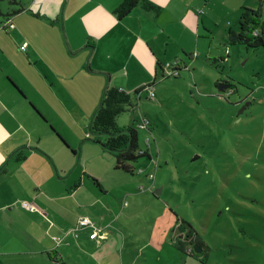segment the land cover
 I'll list each match as a JSON object with an SVG mask.
<instances>
[{
    "label": "rangeland",
    "instance_id": "1",
    "mask_svg": "<svg viewBox=\"0 0 264 264\" xmlns=\"http://www.w3.org/2000/svg\"><path fill=\"white\" fill-rule=\"evenodd\" d=\"M21 1L30 4L33 12L42 5L51 10L58 7V19L64 17L68 28L72 25L74 29L81 22L72 12L89 9L98 2ZM154 3L162 7L157 17L153 12L138 11L125 21L139 30L143 25L149 33L154 29L159 32L151 41L158 50L151 57L158 70L155 84L138 95L135 109L118 118L120 128L137 131L138 149L145 150L147 141L152 154V160L140 157L133 162L134 174L122 180L123 191L130 196L116 204L125 217L131 212L139 216L135 230L128 231L125 264H264V46L251 49L226 42L228 31L236 26L244 8H255L256 0ZM10 7L18 6L0 0L2 10ZM39 19L36 22L46 25L41 27L44 34L38 42L46 41L51 31H59L66 45L61 23L53 18L48 22ZM161 37H168L170 43L166 55ZM143 47L150 55L145 42ZM181 49L189 55L182 54ZM178 59L188 69L180 67L183 70L176 73V78L169 77L167 64ZM32 69L42 78L40 84L52 91L45 73L37 66ZM136 71L128 75L130 79L118 75L112 82L138 81L143 82L139 86H145L153 81V73L149 83H144L148 77L139 66ZM104 77L111 84L107 75ZM129 92L136 98L134 89ZM29 104L33 116L54 134L47 119L38 118ZM142 117L149 120L148 127L141 125ZM138 169L143 172L138 173ZM151 185H157V193ZM134 195H138V202L130 201ZM181 220L192 226L202 242V262L190 257L186 247L183 251L172 246Z\"/></svg>",
    "mask_w": 264,
    "mask_h": 264
},
{
    "label": "crops",
    "instance_id": "2",
    "mask_svg": "<svg viewBox=\"0 0 264 264\" xmlns=\"http://www.w3.org/2000/svg\"><path fill=\"white\" fill-rule=\"evenodd\" d=\"M121 1L98 0L94 7L73 11L71 15L81 22L75 29L72 25L68 28L64 17L58 19V7L51 10L42 5L33 12L26 2L28 8L10 18L14 28L5 33L0 29V264L126 263L128 231L135 230L139 216L131 212L125 217L119 211L116 204L130 196L123 191L125 179L115 173L114 162L101 145L86 136L92 113L106 87L130 93V89L143 85L138 81L112 82L114 76L130 79L128 75L137 72L139 66L148 77L144 83H149L153 73L150 84H155L158 70L151 57L158 50L151 41L159 32L154 29L149 33L143 25L139 27L143 30H139L125 23L138 11L152 12L137 6L126 18L118 21L115 17L117 23H113L110 14L114 16ZM61 12L64 16L66 8ZM30 16L46 18V22L53 18L61 23L66 45L59 31H51L46 41L38 42L37 38L44 34L41 27L46 23L36 22ZM161 38L166 55L170 43L166 41L168 37ZM24 43L25 52L20 49ZM181 53L189 55L183 49ZM32 66L45 73L52 91L40 84L42 78ZM104 75L111 84L109 80L106 83ZM29 103L45 116L47 125L74 153L65 149L48 127L33 116L27 108ZM98 140L104 142L105 137ZM19 153H23L24 160H16ZM150 189L158 188L151 185ZM130 201L138 202V195ZM24 202L32 209L23 207ZM83 216L93 221L100 234L106 233L105 237L90 240L91 229L73 232Z\"/></svg>",
    "mask_w": 264,
    "mask_h": 264
},
{
    "label": "trees",
    "instance_id": "3",
    "mask_svg": "<svg viewBox=\"0 0 264 264\" xmlns=\"http://www.w3.org/2000/svg\"><path fill=\"white\" fill-rule=\"evenodd\" d=\"M7 1L10 5H17L18 7H10L6 10H2L0 8V17H2L3 23H11V17L28 8V4L21 0ZM263 5L264 0H257L255 8H244L241 16L236 22L235 28L228 31L226 41L227 45L233 46L240 44L251 49L264 46V22H262ZM137 6L146 12H153L156 15L161 12V8L149 0H122L114 9L113 14L119 21L129 16L133 9ZM0 29L7 31L6 27H0ZM180 67L188 69L185 64L176 60L175 64L170 66L171 74L169 77L176 78V75H178L176 73L183 70L180 69ZM8 82L22 97H24L12 81L8 80ZM151 88L152 84L135 89L133 94L136 98H133L130 93H126L119 88L112 86L106 87L101 96V101L97 109L92 114L89 122L88 134L90 136L88 138L92 137L93 141L101 145L107 155L112 158L115 173L122 175L127 179L128 176L133 175L135 172L133 162L138 160L140 157L152 160V154L149 151V144L147 141V143L145 142V150L138 149L137 131L131 128H120L118 126V118L125 111L135 109L138 105V100L140 99L138 95L142 91ZM29 106L38 118L44 119V117L35 109L33 105L29 104ZM149 125L150 122L147 126ZM51 130L54 132V135L58 136L59 143H61L62 146L68 150L69 147L66 142L54 131L53 128H51ZM100 136L105 137L104 142H100L98 140V137ZM69 151L74 153L70 149ZM24 158L23 153H19L16 156L17 161H22ZM92 182L97 185L95 179H92ZM176 232V235L173 237L172 246L183 251L184 247H186L185 251L190 257H194L202 262L203 260L201 259V256L205 252L204 246L197 237V233L192 226L181 220V225H177ZM196 250L198 252H196Z\"/></svg>",
    "mask_w": 264,
    "mask_h": 264
},
{
    "label": "built area",
    "instance_id": "4",
    "mask_svg": "<svg viewBox=\"0 0 264 264\" xmlns=\"http://www.w3.org/2000/svg\"><path fill=\"white\" fill-rule=\"evenodd\" d=\"M0 27H6V29L7 30H10V29H13L14 28V26H13V24H11V23H9V22H7V23H3V24H0ZM20 49H21V51H26V49H27V45H26V43H24V44H22L21 46H20ZM176 61V60H175ZM175 61H174V63H172V64H167V69H168V73H169V75L168 76H170V74H171V72H170V66L171 65H173V64H175ZM150 96H151V98H153L154 97V94L152 93V92H150ZM142 121H141V125L143 126V127H148L147 125H148V120L147 119H145V118H142L141 119ZM87 138L90 136L88 133H87ZM138 173H142L143 172V169H138V171H137ZM148 177H149V179H153L154 177H152V175H148ZM22 205H23V207H25V208H27V209H32V207L29 205V203H22ZM126 205V203H123V206H125ZM77 229H91V232L89 233V235H88V238L90 239V240H97V239H99V238H104L105 237V235H106V233H99V230L96 228V226L94 225V223H93V221L89 218V217H87V216H83V217H80L79 218V220H78V222H77V225H76V228L75 229H73V232L74 231H76ZM74 235H75V237H76V234L75 233H73ZM55 241H59V239L58 238H53Z\"/></svg>",
    "mask_w": 264,
    "mask_h": 264
},
{
    "label": "water",
    "instance_id": "5",
    "mask_svg": "<svg viewBox=\"0 0 264 264\" xmlns=\"http://www.w3.org/2000/svg\"><path fill=\"white\" fill-rule=\"evenodd\" d=\"M221 89V88H220ZM158 192V189H156V193ZM196 252H198L197 250H196Z\"/></svg>",
    "mask_w": 264,
    "mask_h": 264
}]
</instances>
